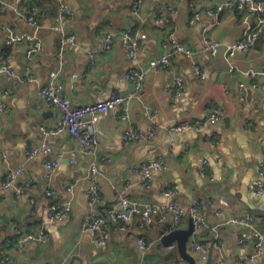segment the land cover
Wrapping results in <instances>:
<instances>
[{"label":"crops","instance_id":"crops-1","mask_svg":"<svg viewBox=\"0 0 264 264\" xmlns=\"http://www.w3.org/2000/svg\"><path fill=\"white\" fill-rule=\"evenodd\" d=\"M5 1L7 7L0 13V24H8L15 32L31 33V28L14 10L15 0ZM134 1L66 0L73 13L68 30L76 36V44L59 61V37L50 29L56 19V6L53 0H41L40 28L35 35L42 53L28 63L33 80H22L27 65L25 44L14 48L11 67L16 76H0V86L9 91L8 109L0 113V233L11 235L18 228L27 233L42 231L48 237L44 244L27 242L20 252L11 251L6 264H188L177 254L175 243L172 248L162 245L160 234L164 226L156 224L140 231L133 223L123 232L110 223L108 247L95 245L82 227L88 209L83 193L88 158L78 153L76 142L68 134L46 138L33 129V126L50 128L59 118L58 110L38 97V90L48 83L54 69L55 82L61 85L63 95L73 106L97 103L112 94L124 95L131 90V85L124 81L126 72L147 67L151 60L163 55V41L168 33L193 51L205 77L199 79L186 58L175 57L169 71L148 72L143 97L128 104L126 121L118 119L117 111L98 116L95 127L102 133L98 151L109 161L98 166L102 176L97 213L102 215L114 205L116 193L111 186L124 190L130 198L159 206L168 202L164 192L175 190L177 205L187 207L195 199L206 203L205 224L191 235L188 246L196 241L207 247L209 253L210 239L214 238L210 264L219 259L223 264H264V249L260 256L250 259L254 254L251 244L237 246L235 236L239 227L230 223L231 219L248 213L261 220L260 228L264 231V195L255 197L249 189L257 178L264 150V76L256 75L264 70V26L252 47L227 58L225 47L243 33V13L223 9L217 17L203 13L191 23L190 4L198 9L215 10L217 4L228 0H143L138 12L132 14ZM159 18L165 23H156ZM215 21L218 23L208 35L220 43V49L211 57L203 50L202 34ZM133 29L146 34L134 60L127 57L116 38L113 48L99 53L90 64L89 53L98 52L106 35ZM229 66L234 67L233 73L229 72ZM245 73L255 75L246 77ZM173 77H179L184 87L176 99L165 91ZM253 83L258 87L251 88ZM239 84L243 90L237 88ZM210 106L220 111L221 120L216 124L200 132L170 131L171 126L183 122L203 121ZM147 113L155 114L153 136L124 143L123 132L128 128L147 134L152 125ZM209 138H216L215 144L209 143ZM41 144L50 145L51 157L58 165L49 183L41 155L25 161V148ZM157 156L163 157L167 170L153 172L150 185L143 188L133 169ZM20 167L24 175L18 180L26 190L17 198L13 189L3 190L1 182L7 172ZM48 187L53 191L51 198L45 195ZM67 202L71 205L67 217L50 223L48 207L53 204L61 208ZM189 225L187 217L175 229L186 230ZM141 236L155 241L146 252L136 243ZM188 252L196 264L197 254Z\"/></svg>","mask_w":264,"mask_h":264},{"label":"built area","instance_id":"built-area-1","mask_svg":"<svg viewBox=\"0 0 264 264\" xmlns=\"http://www.w3.org/2000/svg\"><path fill=\"white\" fill-rule=\"evenodd\" d=\"M40 1L41 0H32V4H28L25 0H15L16 7L14 10L31 28V33L15 32L8 24H0V39L4 41L7 48L3 55L0 56V76L9 78L16 76L15 71L11 67V62L14 58V48L17 45L25 44L27 46L25 53L27 65L24 67V76L22 80L24 82L33 80L28 63L32 62L42 53L41 43L35 35L40 28ZM53 1L56 6V19L50 29L59 37L57 56L60 61L62 54L68 48L75 46L76 36L68 30L73 20V13L66 0ZM142 2L143 0H136L132 3L130 9L132 14L138 12ZM6 7V1L0 0V13H4ZM190 7L192 9L190 18L191 23L198 21L203 13L207 16L214 15L217 17L223 9L243 13V33L241 38L225 47L224 53L227 58H231L237 51L252 47L264 26V0H228L221 4H217L215 10L198 9L193 3L190 4ZM156 23H165V20L159 18L156 20ZM217 23L218 21H215L206 26L202 34L203 50L211 57H214L220 49V43L214 41L208 35V32L215 27ZM116 38L125 49L127 57L134 60L138 54L139 44L146 39V34L139 29H133L123 31L120 34L111 33L106 35L98 52L89 53L90 64L95 62L99 53L104 54L110 51L115 44ZM163 47L165 48V53L151 60L147 67L134 68L126 72L124 81L131 85V90L127 94H112L107 99L97 103L84 106H73L69 98L63 95L61 85L55 82L57 76V71L55 69L50 73L48 83L38 90V97L40 100L47 106L57 109L59 118L50 128L33 126V129L40 132L46 138H52L62 133L68 134V136L76 142L78 153L89 160L86 175L87 184L83 190L88 209L83 218L82 227L84 231L89 232L92 242L102 248L108 247L109 234L107 226L110 223L117 225L118 229L123 232L133 223L137 224L140 231H144L155 224L164 226L160 234L161 238L175 229L176 226L187 217L192 220L194 228L193 233H197L205 224L203 212L206 209V203L203 200L195 199L187 207L177 205L174 202L176 195L175 190L164 192L163 195L168 199V202L163 206H159L140 199L130 198L125 194L124 190H117L114 186H111V189L116 193L114 205L107 209L102 215L97 213V206L100 203V178L102 176L98 166L101 162L109 161L98 151L99 138L102 135L95 127L98 116L106 112L117 111L118 119L120 121H126L128 119V104L132 101L140 100L143 97L144 82L148 72L154 69H162L166 72L169 71L171 62L175 57L183 56L190 62L199 79H204L205 77L194 60L193 51L178 40L173 33H168L166 40L163 41ZM229 72H234L233 66H229ZM244 75L246 77H252L255 74L245 73ZM256 75L264 76V70ZM257 87V83L251 85L253 89ZM237 88L239 90L244 89L242 84H239ZM165 91L171 92L174 99L179 98L184 91L181 79L179 77H173L171 81L167 83ZM8 95V89L0 86V113L8 109L6 103ZM148 118L152 125H150L146 135L135 129L128 128L123 132V142L132 143L145 137H152L155 133V126L153 124L155 114H148ZM219 120H221L219 109L210 106L207 116L203 121H196L194 123L183 122L171 126L170 131L185 132L192 130L194 132H200L207 126L216 124ZM209 140V143L213 145L215 144L216 138H209ZM51 153L52 148L48 144L26 147L24 151L25 161H28L36 155L42 156L45 178L48 183L58 166L56 159L51 157ZM203 165L206 167V161H203ZM166 170L167 165L162 156H157L156 158L145 161L133 169V171L139 175V184L143 188H148L150 185L153 172H165ZM23 175V167L7 172L1 182V188L3 190L13 189L15 196L19 198L26 190L25 185L18 180L19 177ZM68 189L70 190V187H68ZM249 189L251 194L255 197L264 195V150L261 152L258 163L257 178ZM45 195L51 198L53 197V191L48 187L45 190ZM222 203L223 206H226V203ZM70 210L71 205L69 202L64 204L61 208L53 204L50 205L48 207L49 222L52 223L67 217ZM218 214H221V212H218ZM167 216H170L169 221L167 220ZM230 223L236 224L239 227L235 236L236 245L245 246L251 244L254 254L250 259L260 256L264 249V231L260 228L261 220L246 213L241 218L235 217L231 219ZM167 225L168 228L165 229ZM47 240V235L42 231L27 233L15 228L11 235L0 233V264H6L9 260V253L11 251L20 252L25 243L37 242L39 244H44ZM136 243L142 252H146L155 244V241L146 240L141 236L136 239ZM190 247L191 252L197 254L196 264H205L208 259V248L196 241L193 242ZM214 264H223V262L219 259Z\"/></svg>","mask_w":264,"mask_h":264},{"label":"water","instance_id":"water-1","mask_svg":"<svg viewBox=\"0 0 264 264\" xmlns=\"http://www.w3.org/2000/svg\"><path fill=\"white\" fill-rule=\"evenodd\" d=\"M166 228H168V225L165 226V229ZM193 232H194V228L192 225V220H190V225L186 230H179V229L171 230L161 238V243L165 248L172 247L173 244L175 243V249L179 257L188 264H195L194 258L191 257L188 252L191 251V247L188 246V241L191 235L193 234ZM210 241H211V246L208 253V259L205 264L211 263V252L214 246V238H211Z\"/></svg>","mask_w":264,"mask_h":264},{"label":"trees","instance_id":"trees-1","mask_svg":"<svg viewBox=\"0 0 264 264\" xmlns=\"http://www.w3.org/2000/svg\"><path fill=\"white\" fill-rule=\"evenodd\" d=\"M32 4V2H31ZM7 50L6 45L3 40L0 39V56L3 55V53Z\"/></svg>","mask_w":264,"mask_h":264}]
</instances>
